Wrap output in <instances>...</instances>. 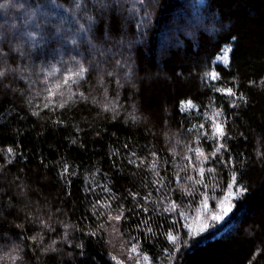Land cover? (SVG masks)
I'll list each match as a JSON object with an SVG mask.
<instances>
[{"label": "trees", "instance_id": "1", "mask_svg": "<svg viewBox=\"0 0 264 264\" xmlns=\"http://www.w3.org/2000/svg\"><path fill=\"white\" fill-rule=\"evenodd\" d=\"M0 264H264V0H0Z\"/></svg>", "mask_w": 264, "mask_h": 264}, {"label": "snow or ice", "instance_id": "2", "mask_svg": "<svg viewBox=\"0 0 264 264\" xmlns=\"http://www.w3.org/2000/svg\"><path fill=\"white\" fill-rule=\"evenodd\" d=\"M233 39H236V38L233 37ZM226 51H227V49H226ZM82 71H83V69H82ZM217 76H218V73H216L215 71H213V72L211 73V78L215 79V78H217ZM226 91L229 92V93L232 92L231 88L227 89ZM189 103H191V101H189ZM216 131L222 133L223 129H222L220 126H217V127H216ZM9 151H11V150H9ZM243 190H244V189H242V191H243ZM229 210H230V209H225V211H229ZM213 218H214V219H217V220L221 219L220 216H214ZM117 219H119V216L117 217Z\"/></svg>", "mask_w": 264, "mask_h": 264}, {"label": "rangeland", "instance_id": "3", "mask_svg": "<svg viewBox=\"0 0 264 264\" xmlns=\"http://www.w3.org/2000/svg\"><path fill=\"white\" fill-rule=\"evenodd\" d=\"M57 36H59V34Z\"/></svg>", "mask_w": 264, "mask_h": 264}]
</instances>
